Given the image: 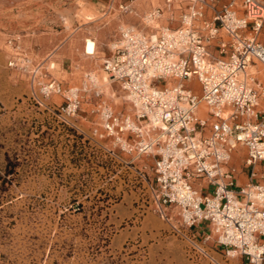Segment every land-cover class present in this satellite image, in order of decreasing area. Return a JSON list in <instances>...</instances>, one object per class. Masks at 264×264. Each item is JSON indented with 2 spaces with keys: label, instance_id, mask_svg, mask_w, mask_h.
Returning a JSON list of instances; mask_svg holds the SVG:
<instances>
[{
  "label": "rangeland",
  "instance_id": "obj_1",
  "mask_svg": "<svg viewBox=\"0 0 264 264\" xmlns=\"http://www.w3.org/2000/svg\"><path fill=\"white\" fill-rule=\"evenodd\" d=\"M141 1L128 12L89 0H0V264H217L195 257L177 219H162L148 200L139 173L119 170L90 139L94 89L72 117L51 110L63 105L61 95L41 97L42 83L66 90L93 75L99 98L129 110L103 71L112 39L130 23L151 34L175 27L179 15L175 3L143 23L146 4L164 8V0ZM190 87L200 94L196 80Z\"/></svg>",
  "mask_w": 264,
  "mask_h": 264
},
{
  "label": "built area",
  "instance_id": "obj_2",
  "mask_svg": "<svg viewBox=\"0 0 264 264\" xmlns=\"http://www.w3.org/2000/svg\"><path fill=\"white\" fill-rule=\"evenodd\" d=\"M173 1L175 27L151 34L122 25L111 41L103 71L128 111L99 98L93 75L66 90L42 83L41 97L61 95L63 105L51 110L72 117L94 89L98 120L90 139L119 170L139 173L148 200L162 219H177L194 256L264 264V182L237 187L228 164L241 146L250 177L264 173V0H166L143 14V23L171 11Z\"/></svg>",
  "mask_w": 264,
  "mask_h": 264
},
{
  "label": "crops",
  "instance_id": "obj_3",
  "mask_svg": "<svg viewBox=\"0 0 264 264\" xmlns=\"http://www.w3.org/2000/svg\"><path fill=\"white\" fill-rule=\"evenodd\" d=\"M91 3H93L94 5L96 6H116V5H128L133 11H136L137 10V5H139L140 3H142L141 0H89ZM165 3H166V0H164V6H165ZM174 5H175V2L173 1L172 2V6L174 8ZM148 6V7H147ZM146 9L144 10H147L148 11H151L153 10L154 7L152 3H149V4H146ZM146 13V12H145ZM144 13V14H145ZM127 25H132V26H137L138 24H127ZM90 41V40H88ZM87 41V42H88ZM15 49H20L19 46H17V48ZM51 53H47L45 55L44 58H47L50 56ZM111 55V54H110ZM109 55V56H110ZM108 58V57H107ZM28 59V64H27V70L30 68L31 66V61L29 58ZM8 69L11 70V73L14 74L15 73V68L14 67H9L8 66ZM124 111H128V110H124ZM205 133L207 134L208 133V130L206 129L205 130ZM242 153L245 155V150L243 147L239 146L235 151H233V153L231 154V157H230V160H229V166H231L233 169H234V182H235V185L237 187H240V186H244L246 185L249 181H253V182H264V173L262 171L261 168H259L257 170V176L255 178H251L250 177V169L248 167H246L243 163V170L244 172L241 173V169L240 167L238 166V163L240 161V156H242ZM243 158L244 156H242V161L243 162ZM240 259V258H239ZM241 261V259H240Z\"/></svg>",
  "mask_w": 264,
  "mask_h": 264
},
{
  "label": "bare ground",
  "instance_id": "obj_4",
  "mask_svg": "<svg viewBox=\"0 0 264 264\" xmlns=\"http://www.w3.org/2000/svg\"><path fill=\"white\" fill-rule=\"evenodd\" d=\"M92 42L91 41H88V44H87V50L88 51H91L92 50ZM107 78V77H105ZM106 80V79H105ZM203 109L199 107V112H201Z\"/></svg>",
  "mask_w": 264,
  "mask_h": 264
}]
</instances>
